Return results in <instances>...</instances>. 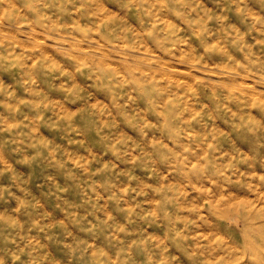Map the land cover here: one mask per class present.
Listing matches in <instances>:
<instances>
[{
  "label": "clouds",
  "instance_id": "clouds-1",
  "mask_svg": "<svg viewBox=\"0 0 264 264\" xmlns=\"http://www.w3.org/2000/svg\"><path fill=\"white\" fill-rule=\"evenodd\" d=\"M0 264H264V0H0Z\"/></svg>",
  "mask_w": 264,
  "mask_h": 264
}]
</instances>
